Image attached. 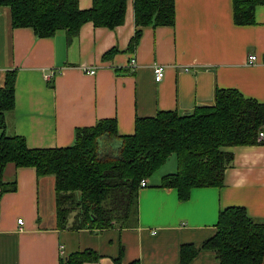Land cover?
<instances>
[{
    "label": "crops",
    "instance_id": "crops-1",
    "mask_svg": "<svg viewBox=\"0 0 264 264\" xmlns=\"http://www.w3.org/2000/svg\"><path fill=\"white\" fill-rule=\"evenodd\" d=\"M174 4V25L144 28L134 50L133 0H127L121 26L108 30L88 22L70 42L62 30L38 39L30 28L14 29L9 8L0 7V87L7 72H16L14 109L0 135L23 137L29 149L67 148L76 129L99 120L113 119L120 135H132L137 118L210 106L219 89L264 104V6L255 9L254 25L237 26L232 0ZM91 5L79 0L81 10ZM250 56L255 64L248 63ZM132 57L135 68L129 66ZM156 65L165 69L159 83ZM227 151L233 162L221 188H193L181 201L175 189L160 186L177 171L171 155L139 189L133 225L100 231L58 229L54 177L38 178L33 168L8 164L3 181H14L16 189L0 196V264H59L86 249L101 256L94 264H179L181 246L200 248L226 208H243L264 223V144ZM189 264L218 262L200 252Z\"/></svg>",
    "mask_w": 264,
    "mask_h": 264
},
{
    "label": "trees",
    "instance_id": "trees-1",
    "mask_svg": "<svg viewBox=\"0 0 264 264\" xmlns=\"http://www.w3.org/2000/svg\"><path fill=\"white\" fill-rule=\"evenodd\" d=\"M126 3L92 0L89 9L81 10L79 0H0V7L9 8L14 29L30 28L38 39L62 30L70 42L88 22L108 30L121 26ZM174 5V0H133L135 33L129 49L134 50L144 28L173 26ZM232 6L234 24L250 26L264 0H232ZM15 81L16 72L9 71L0 87L1 130L5 116L14 109ZM260 132L264 133V104L245 98L238 90L219 89L210 106L185 114L168 111L137 118L134 133L128 136L119 134L113 119L76 129L74 142L67 148L29 149L23 137L2 133L0 196L16 189L14 181H3L6 165L33 168L38 178L55 179L58 229L130 228L137 213L140 181L149 179L171 155L177 158V171L163 177L160 186L175 189L184 201L193 188H221L233 162L227 149L264 144L257 140ZM200 252L212 254L218 264H261L264 223L250 218L243 208H226L219 213L214 235L200 248L181 246L179 264H189ZM100 259L86 249L61 257L59 264H94ZM115 264L121 262L115 260Z\"/></svg>",
    "mask_w": 264,
    "mask_h": 264
},
{
    "label": "built area",
    "instance_id": "built-area-1",
    "mask_svg": "<svg viewBox=\"0 0 264 264\" xmlns=\"http://www.w3.org/2000/svg\"><path fill=\"white\" fill-rule=\"evenodd\" d=\"M248 63L249 64H255L256 63V57L255 56H250L248 58ZM129 66L131 68H135L137 66V63H136V60L134 57L130 58V61H129ZM164 72H165V69L163 66H160V65H156L153 67V75H154V81L156 83H159L162 81L163 77H164ZM85 73L89 74V75H93L95 74V71L94 70H88V71H85ZM52 77H47V81H49ZM257 140L260 142V141H263L264 140V133L263 132H260L259 135H258V138ZM147 187V181L145 179L141 180L140 183H139V188L143 189V188H146ZM19 223H21V220H18Z\"/></svg>",
    "mask_w": 264,
    "mask_h": 264
},
{
    "label": "rangeland",
    "instance_id": "rangeland-1",
    "mask_svg": "<svg viewBox=\"0 0 264 264\" xmlns=\"http://www.w3.org/2000/svg\"><path fill=\"white\" fill-rule=\"evenodd\" d=\"M132 221H133V220H132ZM132 221H131V222H132Z\"/></svg>",
    "mask_w": 264,
    "mask_h": 264
}]
</instances>
